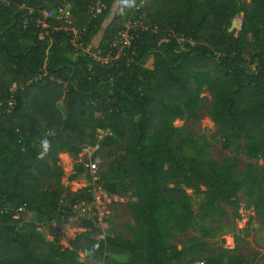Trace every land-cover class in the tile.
Here are the masks:
<instances>
[{
  "label": "trees",
  "instance_id": "16d2710c",
  "mask_svg": "<svg viewBox=\"0 0 264 264\" xmlns=\"http://www.w3.org/2000/svg\"><path fill=\"white\" fill-rule=\"evenodd\" d=\"M62 1L27 3L55 9ZM69 1L74 24L88 28V51L75 57L65 32L41 38L34 19L25 25L26 9L0 3V264H84L79 250L103 264H178L185 250L169 251L164 239L170 223L189 225L184 187L207 191L211 205L218 199L238 203L219 191L218 163L179 153L185 138L172 119L185 111L197 117L205 87L227 145L244 140L248 155L264 156V0H250L251 8L240 0H146L143 6L145 0H107L97 17L89 13L95 0ZM240 12L244 25L234 34L229 27ZM133 14L146 28L132 36L131 47L111 66L93 63L88 52L108 50ZM170 32L195 44L181 49ZM10 100L16 105L7 112ZM99 130L107 134L97 150L117 145L125 154L100 172L98 183L114 193L120 180H130L135 199L129 210L138 225L132 239L96 237L100 228L84 219L82 226L92 231L77 234L65 248L23 216L61 222L60 210L94 199L88 187L68 197L58 153L99 145ZM243 262L239 257L226 264ZM205 264L224 263L212 257Z\"/></svg>",
  "mask_w": 264,
  "mask_h": 264
},
{
  "label": "rangeland",
  "instance_id": "374dc122",
  "mask_svg": "<svg viewBox=\"0 0 264 264\" xmlns=\"http://www.w3.org/2000/svg\"><path fill=\"white\" fill-rule=\"evenodd\" d=\"M240 1L251 8L250 0ZM241 18L242 12L234 16L229 31ZM238 31L236 26L231 30L234 34ZM201 95L204 103L198 108L197 117L185 111L184 117L172 119V126L181 128L185 138L179 153L218 163L221 176L219 191L230 195V201H236L238 207L224 199H218L211 205L207 203V191L198 193L184 187L189 196L192 217L185 229L173 228L170 223L164 241L169 251L185 250L178 264H205L207 258L212 257L222 258L224 264L239 257L243 258V264H264V156L248 155L243 148L244 140L236 146L227 145L220 126L210 114L213 94L204 87ZM106 134V131H99V148ZM99 150L81 149L78 154L59 151V164L64 171L61 185L67 189L68 197L72 198L76 192L88 187L93 191L94 199L60 210L61 222L33 213L24 215L25 222L35 225L36 231L45 239L71 249L70 241L77 234L92 231L82 226L84 219H91L100 228L96 237L133 238V229L137 227L138 220L129 210L130 201L135 199L132 196L135 189L130 180H120L114 193L98 183L100 172L107 169L113 159L124 155L125 151L117 145ZM96 158L98 163L91 171L90 164H94ZM78 254L84 264H103L101 259L90 258L81 250Z\"/></svg>",
  "mask_w": 264,
  "mask_h": 264
},
{
  "label": "built area",
  "instance_id": "2783aa9c",
  "mask_svg": "<svg viewBox=\"0 0 264 264\" xmlns=\"http://www.w3.org/2000/svg\"><path fill=\"white\" fill-rule=\"evenodd\" d=\"M0 3L6 6L15 4L19 9H26L24 12V22L28 25L32 21V25L35 28L40 29L39 36L45 38L47 35H52L55 32H65L69 38V43L72 47L73 56H77L79 53L88 51L86 48V35L88 28L86 26L79 28L72 20V3L69 0H63L57 3L55 9L53 7L38 9L34 5L27 3V0H18L16 3L11 0H0ZM107 0H95L89 5V13L92 17H97L105 8ZM39 15L36 18V15ZM132 19H126L121 23L120 29L114 34L112 43L108 50L98 49L96 51H89L93 63L101 66H111L116 60L119 59L120 55H123L125 50L130 48L132 45V36L138 37L139 32L144 30L146 26L137 18L135 14L132 15ZM52 20L60 21L57 26L52 25ZM237 28H240L241 19H238ZM169 37L174 38L181 49H187L189 46L195 44V40L192 37L186 36L184 33L170 32ZM52 40V39H51ZM91 67V65H89ZM254 68V65L252 66ZM46 75V72L39 74L35 79H40ZM16 85L12 87L15 89ZM16 105L15 100L8 102L7 112H11ZM100 131V130H99ZM99 145H84L83 150L87 151L90 149H98ZM98 163L96 158L94 164H90L91 171L95 168ZM95 172V171H94ZM93 177V174H92ZM97 187V186H96ZM93 193V191H92ZM78 205V204H75Z\"/></svg>",
  "mask_w": 264,
  "mask_h": 264
},
{
  "label": "water",
  "instance_id": "95a60500",
  "mask_svg": "<svg viewBox=\"0 0 264 264\" xmlns=\"http://www.w3.org/2000/svg\"><path fill=\"white\" fill-rule=\"evenodd\" d=\"M243 25H244V20H243V18H241V22H240V28H239V30L243 28ZM235 26L237 27L236 24H235ZM235 26H232V27L230 28V32H231V30L234 29Z\"/></svg>",
  "mask_w": 264,
  "mask_h": 264
}]
</instances>
